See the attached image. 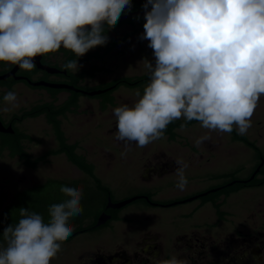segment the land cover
<instances>
[{"label": "clouds", "instance_id": "9594fccd", "mask_svg": "<svg viewBox=\"0 0 264 264\" xmlns=\"http://www.w3.org/2000/svg\"><path fill=\"white\" fill-rule=\"evenodd\" d=\"M149 6L150 9H149ZM144 31L155 63L144 59L148 83L137 101L113 109L127 154L165 138L167 126L183 118L209 131L245 135L264 96V0H146ZM132 11V0H0V61L31 71L34 57L61 46L81 57L103 46L120 17ZM90 26V28L88 27ZM62 67L78 72V59ZM19 107L17 94L3 96ZM186 127V123L181 128ZM211 137L195 141L199 147ZM176 187L188 183V164L178 158ZM65 199L48 208L49 219L21 207V219L3 230L0 264H50L72 234L71 220L82 214V187L61 186ZM195 255V254H193ZM255 260V258H254ZM155 264H191L176 255Z\"/></svg>", "mask_w": 264, "mask_h": 264}, {"label": "rangeland", "instance_id": "374dc122", "mask_svg": "<svg viewBox=\"0 0 264 264\" xmlns=\"http://www.w3.org/2000/svg\"><path fill=\"white\" fill-rule=\"evenodd\" d=\"M144 23L145 20H137L133 24L109 29L106 33L109 37L107 42H112L128 32H131L132 36L119 49H113L105 55L104 60L91 61L85 65L84 68L95 65L104 70L96 73L94 78L81 82L79 87L100 88L120 77L147 75L143 60L147 59L154 64L155 58L153 50L148 47V41L139 38L144 31ZM59 59L60 56L56 55L49 61L54 64ZM144 87H120L111 94L115 100L114 106H109L103 112L99 106L107 95L103 94L102 97L95 99L82 95L78 110L60 118L68 143H78L77 153L84 155L87 161L93 164L95 176L111 191V200L121 202L138 194H152L156 200L179 198L230 179L222 178V175L235 174L238 179H245L250 175L257 163L255 153L243 144L231 141L228 133L209 131L202 128L200 123L189 129H180L175 142H170L165 137L143 148L133 144L127 154L122 156L125 148L124 143L115 137L117 127L113 109L121 104L132 106L138 99L135 95L136 90L139 89L142 95ZM14 92L17 94L19 107L5 112L2 109L9 105L3 102L0 105V112L4 121L8 120L11 114H19L35 105L51 101L45 92H32L24 85L15 86ZM67 96L65 92L59 94L57 103H62ZM251 119L252 127L243 136L255 142L264 155V96L260 98ZM16 128L38 142L25 143L28 153L33 158L57 147L51 127L43 116L26 119L17 124ZM205 135L211 138L197 147L195 141ZM187 143L188 146H184ZM209 145L215 149L212 154L205 148ZM178 158H182L188 164L185 169L188 183L183 191L176 187L178 180L176 171L180 167L176 164ZM156 162L167 164V168L158 179L152 178L144 169V166ZM166 172L168 173L165 174ZM61 186L82 187L83 212L72 218L71 224L73 227L91 225L94 216L103 208L104 196L95 188L92 179L69 164L64 155L48 158L46 163L40 164L35 170H30L22 166L17 159L9 158L6 151L0 153V247L6 246L3 241L4 228L10 224H17L21 219L19 215L21 207L41 214L47 222L49 206L65 199L60 191ZM263 197L264 187L243 189L231 195L228 202L232 210L239 211L240 206L247 210L252 209ZM194 205L187 203L169 208H154L147 207L142 202L130 204L119 213L120 221H113L93 234H80L63 243L62 251L50 261V264H76L83 250L93 249L101 243L112 248L118 241L122 228L144 226L145 222L140 214L152 215L156 227L166 226V223L172 222L177 225L181 221L179 215L190 211ZM203 210L205 208L196 214L194 221H198ZM189 222L191 224L193 220ZM182 225L187 224L182 220Z\"/></svg>", "mask_w": 264, "mask_h": 264}, {"label": "flooded vegetation", "instance_id": "af4514ba", "mask_svg": "<svg viewBox=\"0 0 264 264\" xmlns=\"http://www.w3.org/2000/svg\"><path fill=\"white\" fill-rule=\"evenodd\" d=\"M65 52L71 53V50L64 51L59 49L54 53H45L40 58L41 65L49 66L65 73L51 74L37 69V67L31 71H27L18 67L14 71L13 77L23 78L32 83L42 82L72 86L69 78L70 74L62 67L67 58ZM56 55H59L60 59L53 64L49 60L52 59V56ZM94 66L90 65L88 68L82 66L80 69H90ZM15 67L16 65L10 62L0 61V76L11 73ZM13 77L0 81V98H2L0 105L4 102L3 96L9 91H14V87L17 85H24L32 92H45L51 100L49 93L51 89L31 87L24 80L14 81ZM9 84H12L11 88H8ZM62 92L67 94V91ZM3 119L0 112V120L7 127L8 120L4 121L5 119ZM259 163L254 167L247 179H249ZM166 165V163L156 162L155 164L144 166V169L151 174L152 178L158 179L161 178V173L167 168ZM263 167L264 165L260 168V171ZM258 174L255 177H258ZM255 177L246 184L243 183V179H228L223 183L212 185L208 189L167 200H156L155 195L152 194H138V197L144 198L136 200L131 204L142 202L147 207L154 208H169L187 203L195 205L190 211L179 215L181 221L177 225H175V222H172L170 224L166 223V226L156 227L152 215L140 214L141 219H144V226L122 228L119 233L120 237L118 236L119 239L112 248L101 243L93 249L83 250L76 264H155L157 260L169 259L173 255L179 258H187L191 261V264H264V197L260 198L259 202L252 209L243 210V207L240 206L239 211L232 210L228 202V198L235 193L226 197L227 191L239 185L253 183ZM263 187L264 185L257 188ZM217 188L220 189L210 192ZM189 199L192 200L181 204L178 203ZM107 200L108 198L105 199L99 215L105 213L111 219L103 226L96 228L101 229V227H105L113 221H120L119 213L126 208V206L121 209L107 208ZM111 201L112 203H118L113 200ZM172 203L178 204L172 206ZM204 208L205 210L201 213L198 221H194L196 214ZM115 215H117V218L114 219ZM97 218L94 223H96ZM182 220L187 224L186 226L182 225ZM190 220H193L191 224H189ZM99 229L88 233H79L74 237L80 234H93ZM78 231L74 232V234L78 233ZM74 234L70 235L72 237L69 241L74 238Z\"/></svg>", "mask_w": 264, "mask_h": 264}, {"label": "trees", "instance_id": "16d2710c", "mask_svg": "<svg viewBox=\"0 0 264 264\" xmlns=\"http://www.w3.org/2000/svg\"><path fill=\"white\" fill-rule=\"evenodd\" d=\"M144 4L143 0H132V10H137V9H143L142 5ZM151 7V6H149ZM137 20H144V18H133L131 20H128L124 23L116 24L115 26H121L124 24H133ZM109 29L107 26H105V31L107 33ZM132 36V33H127L123 36H121L118 39H115L112 42H107L103 46H97L91 50H89L86 54H84L81 57H77L76 54H74L72 51L71 53L65 52L67 58L66 62L68 60H74L78 59V64L85 66L88 65L91 61L94 60H102L105 55H107L109 52H111L113 49L118 48L121 44H123L125 41H127L130 37ZM104 68L102 67H92L90 69H79L78 72H73L68 71L67 72L70 74L69 78L71 80L72 86L76 88H80L82 90L86 91H94V90H99V89H105L109 87H113V89L109 92H107L104 95H107L106 99L100 102L99 109L100 111H105L109 106H114V97L111 96V94L119 89L120 87H126V88H137L141 86H146L148 83V74L147 75H142V76H136V77H120L118 79H115L114 81H111L110 83L104 85L103 87L100 88H94V89H83L82 87H79V84L83 82L86 79H92L94 78L96 73L102 72ZM12 84L8 85V88H11ZM50 96H51V101L45 102V103H40L38 105H35L31 107L28 110H23L22 112H19V114L12 115L8 121H7V126L11 125L13 128L14 133L12 135H7V134H0V153L6 151L7 156L9 158H15L17 159L22 166L25 168H28L30 170H35L40 164H44L47 162L48 158L50 157H56L59 155H64L66 158V161L74 166L76 169L81 171L82 173L86 174L89 176L93 183L95 188L98 190L99 193L103 194L104 196V202L105 199L110 197L111 198V191L109 188L104 186L102 182L95 176L94 173V166L90 162L87 161L86 157L84 155H79L77 153V150L79 149V145L77 142L70 144L67 141V138L65 137V134L62 130V122H61V117L66 116L68 113H75L78 110V103L79 99L82 95L80 94H75L72 92H66L68 94L67 99L62 102L59 105H56L57 102V95L61 93V91L57 90H49ZM102 95L94 97L95 98H100ZM2 101V98H0V102ZM43 116L45 118L46 123L51 127L52 133L54 135V139L57 143V147H55L52 150L46 151L44 154H42L39 157L33 158L27 151V148L25 146V143L29 144H37L38 142L32 138L30 135L19 131L16 128L17 124L22 123L26 119H34ZM186 123V127L184 128H189L195 124H198L200 122L198 121H191V122H185L184 119H178L172 123H170L167 126V129L165 131V137L168 141L170 142H175L177 140V134L176 131L179 129H184L181 128L182 124ZM231 141L233 142H238L246 146L247 148L251 149L257 158V163L261 159L264 158V155L262 154L261 150L255 142L250 141L247 137L243 135H238L237 131L234 130L231 134H229ZM186 145V144H185ZM255 165V166H256ZM254 166V167H255ZM222 178H230L231 179H238L235 174H228V175H222ZM248 178V177H247ZM245 178V179H247ZM243 179V180H245ZM264 185V167L261 169L260 173L258 174V177H255V180L253 183H250L248 185H239L236 188L229 190L226 192V197L233 194L237 193L240 190L243 189H249V188H257L260 186ZM99 213L94 216V219L92 221L91 225H76L74 226V232L78 231V233L74 234L73 237L79 233H88L92 232L96 229L95 227V219L98 217ZM117 218V215L114 216V219ZM103 228V227H101Z\"/></svg>", "mask_w": 264, "mask_h": 264}, {"label": "water", "instance_id": "95a60500", "mask_svg": "<svg viewBox=\"0 0 264 264\" xmlns=\"http://www.w3.org/2000/svg\"><path fill=\"white\" fill-rule=\"evenodd\" d=\"M149 9H150V7H149ZM133 18H144V9L132 10L131 12H127V13L123 14L120 17V19H119L117 24L124 23V22H126L128 20H131ZM88 27L90 28V26H88ZM60 49L64 50V51L69 50V49H65L63 46H61ZM42 55L33 58L37 69H41V70L47 71L48 73H51V74H54V73H65L64 71L60 72V71H58L55 68H51L49 66L41 65L40 58H41ZM18 67L19 66L16 65V67L11 71V73H9L7 75H4V76H0V81H5L8 77H13L14 71ZM13 79H14V81L24 80L31 87H44V88L51 89V90L67 91V92H72V93H75V94L84 95V96L89 97V98H93V97H97V96L103 95V94H105V93H107V92H109V91H111L113 89V87H109V88L99 89V90H94V91H86V90H82V89L76 88L74 86L65 85V84H49V83H42V82L32 83V82H30V81H28L26 79H23V78H14L13 77ZM13 133H14V131H13L12 126L8 125L7 127H5L4 124L2 123V121L0 120V134L12 135ZM263 165H264V158L260 160L259 165L256 167L255 171L251 174L249 179L243 180V183L246 184L248 181L254 179V177L259 173L260 168ZM219 189L220 188L213 189L210 192H215V191H217ZM205 194H203V195H205ZM142 198H144V197L135 196V197L129 198L127 200H124V201H121V202H118V203H112L111 199L108 197L106 207L107 208H111V209H121V208L131 204L132 202H134L136 200H139V199H142ZM191 200L192 199H189V200H186V201H183V202H178V203L181 204V203L188 202V201H191ZM178 203H172L171 205L174 206V205H176ZM110 219H111V217L109 215H106L105 213H101L98 216L97 220H96L95 227L103 226ZM71 237L72 236H70L64 242L69 241L71 239Z\"/></svg>", "mask_w": 264, "mask_h": 264}, {"label": "crops", "instance_id": "0c3cea01", "mask_svg": "<svg viewBox=\"0 0 264 264\" xmlns=\"http://www.w3.org/2000/svg\"><path fill=\"white\" fill-rule=\"evenodd\" d=\"M128 33H131V32H128ZM121 46H122V44H121L118 48H116V49H119ZM59 104H61V103H59ZM59 104L56 102V105H59ZM78 104H79V103H78ZM78 106H79V105H78ZM184 129H189V128H184ZM179 130H180V129H179ZM179 130L176 131V134L178 133ZM177 139H178V134H177ZM184 146L187 147V146H188V143H187V145H184ZM189 146H190V145H189ZM191 148H193V147H191ZM205 148L207 149L208 152H211V154H212V152L215 150L214 147H212L211 145L206 146ZM59 156H60V155H59ZM50 158H51V157H50ZM75 169H76V168H75ZM167 173H168V172H166L165 174H167ZM165 174H164V175H165Z\"/></svg>", "mask_w": 264, "mask_h": 264}, {"label": "bare ground", "instance_id": "6f19581e", "mask_svg": "<svg viewBox=\"0 0 264 264\" xmlns=\"http://www.w3.org/2000/svg\"><path fill=\"white\" fill-rule=\"evenodd\" d=\"M58 91V90H57Z\"/></svg>", "mask_w": 264, "mask_h": 264}]
</instances>
